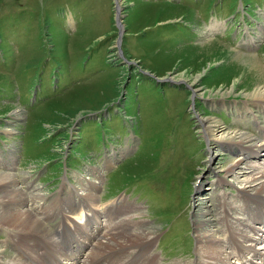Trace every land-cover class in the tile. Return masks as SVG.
<instances>
[{"label":"rangeland","instance_id":"374dc122","mask_svg":"<svg viewBox=\"0 0 264 264\" xmlns=\"http://www.w3.org/2000/svg\"><path fill=\"white\" fill-rule=\"evenodd\" d=\"M117 2L119 20L113 0H0V172L7 162L14 165V180L25 198L33 191L46 197L33 194L29 204L34 207L64 188L68 195L53 199L62 210L60 204L47 210L52 214L44 221L48 232L64 237L69 232L60 225L61 213H77L91 193L88 182H98L102 174L97 206L106 210L98 220L114 222L137 213L135 218L145 223L127 221L120 228L151 232L152 250L163 263L190 262L196 258L195 227L205 220V228L221 229L218 200L223 190L229 199L237 193L227 183H216L227 179L236 184L222 168L237 151L219 147L211 154L212 143L199 119L215 118L224 129L248 135L259 147L251 162L261 161L258 154L264 152V133L251 114L258 113L264 128V110L244 96L251 84H237L231 91L240 75L220 63L223 47L194 45L219 41L239 54L256 56L264 69V0ZM247 34L258 39L245 48L241 40ZM198 75L204 89L190 84ZM229 91L233 94L222 96ZM241 170L235 171L239 179L248 170L245 163ZM86 177L92 181L81 185ZM67 182L83 188L76 191L84 196ZM119 197L136 207L122 210L120 203L119 208L111 204ZM40 237L20 242L35 247L34 260L47 261L46 248L56 241ZM8 243L0 245L2 259L14 253ZM115 261L104 255L90 264Z\"/></svg>","mask_w":264,"mask_h":264},{"label":"bare ground","instance_id":"6f19581e","mask_svg":"<svg viewBox=\"0 0 264 264\" xmlns=\"http://www.w3.org/2000/svg\"><path fill=\"white\" fill-rule=\"evenodd\" d=\"M262 34L260 36H263ZM247 35L249 37V42H254L255 38H257L254 37L255 35L253 34ZM216 43L220 44L223 47V52H225L219 54L220 63H224V68L226 70L235 69L240 75L238 81L233 84L231 91H233V89L237 87V84L250 83L252 89L244 96L250 99V102H252L256 109L263 111L264 69L260 61L256 58V56H246L239 54L231 50L227 45L215 40L203 41L200 44L194 46L203 47ZM211 70L212 68L207 72L204 71L203 73L208 74V72H210ZM199 77L200 75L196 76L190 83L198 90L204 89V87H200L198 83ZM231 91L222 93V96L233 94ZM242 109L244 111H250V109L245 106H242ZM251 114L252 117L256 119L257 128L262 130V132L264 133V128L259 126L260 122L258 121V113H255L253 110L251 111ZM199 126L202 127L207 142L212 143L209 146V151L211 154L213 150L212 148L219 149V147H226L227 150H236L238 152V158H236V152L235 159L233 158L234 160L229 163H223L225 168L221 167L225 171L226 177L230 176L231 178H234L236 180V184L229 182L227 179L221 180L220 183L218 182V179L216 181L217 184L227 183L231 185L237 193L235 194L236 196L234 198L230 197L231 199H229L227 197V193L223 190L224 193H222V195L224 196L219 198L218 200L220 203H218V206L222 209L218 214L216 222L218 224V221L220 220L219 223L222 225L221 229L215 230L211 227L209 229L205 228L204 226L207 224L205 220L200 221V223L195 227V260L193 259L190 262L176 261L172 263H163L159 261L157 254L152 250V242L155 237L151 235V232H146L145 230L135 232L133 230L134 228H120V224L127 221L137 223L138 225L145 223L143 219L135 218V215L137 213L128 214L125 217H120L114 222L112 218L104 220L105 223L99 221L97 217L106 210L104 208V211L101 212V210L103 209H99L97 206L96 199L99 197L97 195V192L99 190L101 191V189L103 188V177L101 176L102 174H100V177H98L99 180L96 177V180H98V182H88L91 193H89L88 195L86 194V203L78 208L79 211L77 213L76 211L72 212V215H69L67 217L62 212L60 215V219H58L60 221V225L66 226L68 228L71 226L81 227L83 225L82 227L86 228L85 234H87L88 232H92L93 230H95L94 232H96L97 230H99L98 228L104 226V229L102 227V230L96 232V235L99 236L95 240L93 239L94 242H92L88 247V252H86L85 255L86 258L84 257V260L81 261L82 264H90L94 262L97 256L102 257L104 255L109 258H116V261L112 264H261V262L264 260L262 256L264 254V246L262 245L264 244V235L262 234V231L264 230V159H262V157L264 156V152L262 154L263 156L258 154L260 159H257L261 161L251 162V160H253L251 157L256 159V154L258 153L259 147L258 145L254 144L256 142L253 143L251 141L248 135L241 132H236L235 130L229 131L227 129H224L219 124L218 120H216L215 118L212 119L208 116L199 119ZM251 136L257 138V136H255L254 134H251ZM262 140L264 141V137L262 138ZM246 143L247 146H244V144ZM257 144H259V142H257ZM261 145L264 146V143ZM236 147L241 148L235 149ZM11 158L13 157L11 156ZM243 163L246 164V168L248 170L245 172V175L241 174L242 176L239 179V176L237 174L238 172L236 170H241ZM13 166L14 165H11L7 162L5 170L3 171L4 173L0 172V191L9 192L0 196V199H5L0 201V226L1 228L2 226H4L7 229L0 233V235L5 237L4 239H0V245H5V243L9 241L10 243H8L7 246L13 247L14 253H11L5 259H2L3 254L0 253V262H2L0 264H17L21 257L20 254H25L27 251H30L25 255L26 257H29V255H31V252H35V247L31 248L29 246L30 243L24 245V243L20 242L22 240L28 239L29 237L32 238L35 236V238H42L40 236L44 235L46 237H49L51 240L57 241L56 235L53 234V232H48L47 224L44 223V221L47 222L52 214L51 211L49 215V212L47 210L57 208L58 204H60V202L56 203L57 197L59 196L60 198V196L63 197L64 195H68L67 192L62 193V190L64 189L63 187H59L57 192L55 194H50L48 199L42 202L41 205L37 207L32 206L31 204H29V202L33 201V194L38 195V199H45L46 197L39 194L38 192L33 191V193H31L30 195V198L27 197L28 199H26V195L21 190L20 185L14 180L15 174L12 171ZM87 178L88 177L82 179L83 181L81 185H83L84 182L87 183V181H85V179ZM63 179V182H66V176ZM87 180L92 181L90 179ZM66 185L70 189L72 188L77 196H84V193L79 194L76 191L79 190L80 192H82L83 188H78L70 182H67ZM70 189L67 190L70 191ZM85 189L84 191L86 192ZM8 194H11L12 198H10ZM54 197H56V199ZM53 199H55L56 202H54ZM110 202H112L111 204L117 203V206L119 205L118 203H120L122 205V210L125 207L129 208V206L136 207L134 205H129L131 203L125 197H119L117 199L111 200ZM110 202L104 204L108 205ZM98 205L100 206V208H102L100 204ZM62 206L63 205L60 204L61 210ZM117 208H119V206ZM121 209H119L118 211H122ZM233 210L237 212L234 215L231 213ZM238 210H241L240 213H238ZM125 212L128 211L126 210ZM243 212L244 215L241 217L240 215L243 214ZM117 213L118 212H116V214ZM235 215L239 217H236ZM59 221L57 222L58 226ZM91 222L93 224H91ZM98 224H101V226ZM11 231H14L16 233L15 235H18V237H20L22 240L17 239L14 234L12 235ZM19 231L20 233L18 234ZM49 233L50 236H48ZM221 233L223 234V237H221ZM215 234H218V236H216ZM13 236L16 238H14ZM257 243L260 244V247L256 246ZM43 244H41L40 247H42ZM17 248H20V250H26V252L19 250L18 254L16 251L18 250ZM42 252H44L43 249ZM12 254H15V256L13 257ZM23 259L24 258L21 257V264H25V259Z\"/></svg>","mask_w":264,"mask_h":264},{"label":"water","instance_id":"95a60500","mask_svg":"<svg viewBox=\"0 0 264 264\" xmlns=\"http://www.w3.org/2000/svg\"><path fill=\"white\" fill-rule=\"evenodd\" d=\"M114 1V12H115V15H114V17H115V20H119L118 19V10L120 9V6L118 5V2H117V0H113ZM116 23H117V25H118V23H120V21H116ZM120 33L121 32H119V28H118V36H120ZM119 38V37H118Z\"/></svg>","mask_w":264,"mask_h":264}]
</instances>
